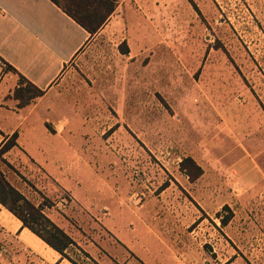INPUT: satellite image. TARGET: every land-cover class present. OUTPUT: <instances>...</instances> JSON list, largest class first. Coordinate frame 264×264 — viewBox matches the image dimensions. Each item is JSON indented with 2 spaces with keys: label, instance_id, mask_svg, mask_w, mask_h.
<instances>
[{
  "label": "rangeland",
  "instance_id": "374dc122",
  "mask_svg": "<svg viewBox=\"0 0 264 264\" xmlns=\"http://www.w3.org/2000/svg\"><path fill=\"white\" fill-rule=\"evenodd\" d=\"M127 4L152 23L143 21L142 77L122 53V26L97 60L75 61L108 72L93 102L106 122L126 116L124 142L106 129L98 159L62 160L77 190L19 153L2 155V176L71 236L80 264H264V146L240 145L242 109L264 116V0ZM185 157L200 176L181 168ZM18 220L0 206V264H71Z\"/></svg>",
  "mask_w": 264,
  "mask_h": 264
},
{
  "label": "crops",
  "instance_id": "0c3cea01",
  "mask_svg": "<svg viewBox=\"0 0 264 264\" xmlns=\"http://www.w3.org/2000/svg\"><path fill=\"white\" fill-rule=\"evenodd\" d=\"M127 1L117 4L97 31L90 34L51 0H0V146L13 137L14 145L3 154L19 153L32 160L67 190H77L81 179L78 172L74 177L67 174L68 163L62 160L98 159L106 129L110 140L124 142L126 138L124 133L123 140L116 138L117 130L130 125L126 116H114L106 122L101 114L104 108L95 105L100 96L98 81L108 72H79L75 61L88 52L97 60L103 52L102 43L107 41L104 36L122 26L126 39L122 53L134 54L131 63L140 66L133 76L142 77L143 21L150 26L152 23L144 18L143 5H137L138 9ZM18 74L44 89L41 96L22 107L12 96ZM249 109L240 112L247 123L240 142L245 152L250 146H264V130L260 129L264 128V116L257 109ZM83 144H87L84 149ZM19 223L17 227L27 236L26 227Z\"/></svg>",
  "mask_w": 264,
  "mask_h": 264
},
{
  "label": "trees",
  "instance_id": "16d2710c",
  "mask_svg": "<svg viewBox=\"0 0 264 264\" xmlns=\"http://www.w3.org/2000/svg\"><path fill=\"white\" fill-rule=\"evenodd\" d=\"M67 15L73 18L90 34L97 31L115 8L114 0H51ZM15 71L14 68L6 64ZM14 88L12 96L18 100V107L29 104L33 99L41 96L44 89L38 88L21 74ZM13 143V137L8 138L0 146V159ZM182 169L192 179L201 175L202 169L196 162L185 157L180 161ZM0 204L18 218L22 227H26L50 248L67 259L72 264H80L79 255L71 249L75 246L74 240L62 228L51 221L43 212V205L35 204L26 198L20 191L4 179L0 172ZM230 216L222 220L226 224ZM71 253L74 255L72 256ZM75 256L77 258H75Z\"/></svg>",
  "mask_w": 264,
  "mask_h": 264
},
{
  "label": "built area",
  "instance_id": "2783aa9c",
  "mask_svg": "<svg viewBox=\"0 0 264 264\" xmlns=\"http://www.w3.org/2000/svg\"><path fill=\"white\" fill-rule=\"evenodd\" d=\"M124 0H114L115 4H119L121 2H123Z\"/></svg>",
  "mask_w": 264,
  "mask_h": 264
}]
</instances>
